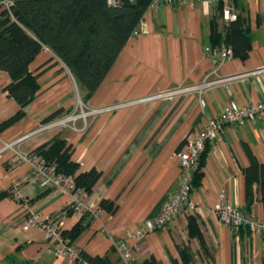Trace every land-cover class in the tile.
I'll return each instance as SVG.
<instances>
[{
    "label": "crops",
    "instance_id": "obj_1",
    "mask_svg": "<svg viewBox=\"0 0 264 264\" xmlns=\"http://www.w3.org/2000/svg\"><path fill=\"white\" fill-rule=\"evenodd\" d=\"M235 7L249 26L246 59L232 54L216 67L205 56V49L215 45L212 25L218 33L225 27L220 8L159 4L146 10L136 35L128 39L89 97L54 53L42 47L29 70L49 68L37 78L33 100L19 121L0 130V195L7 194L0 199V264H73L54 255L39 229L21 230L31 214L58 217L65 232L80 226L72 248L90 257L107 256L114 264H142L149 257L160 264L180 262L182 245L189 246L196 264H264V234L223 226L215 215L222 192L224 204L264 219L259 187L249 208L244 191L250 156L264 166V118L243 127L228 126L220 140L207 145L199 166L202 177L191 195L197 212L182 214L140 240L128 238L153 220L175 191L179 177L175 154L184 138L199 133L230 103L249 106L264 101V0H236ZM207 77L218 82L202 94L123 107L78 120L74 128L35 133L16 142L54 112L72 111L78 97L87 108H99L199 85ZM10 82L9 75L0 71V124L18 110L17 102L4 91ZM55 139L70 147L71 159L78 165L76 175L100 173L81 217L67 215L71 197L63 186L44 183L45 178L16 154H36L38 147ZM6 144L13 149H5ZM102 201L111 203V210L101 207ZM190 217L197 223L205 252L198 240L188 236Z\"/></svg>",
    "mask_w": 264,
    "mask_h": 264
},
{
    "label": "trees",
    "instance_id": "obj_2",
    "mask_svg": "<svg viewBox=\"0 0 264 264\" xmlns=\"http://www.w3.org/2000/svg\"><path fill=\"white\" fill-rule=\"evenodd\" d=\"M1 1V0H0ZM9 10L0 6V71L7 73L11 82L4 91L18 104L17 112L0 124V130L12 126L25 115V108L33 100L38 90L37 78L48 66L43 65L35 73L29 70L43 46L48 47L66 66L76 84L91 96L103 82L107 72L118 56L122 47L137 30L144 13L152 0H121L120 7H109L106 0H10ZM220 8V5L218 6ZM212 43L230 45L232 54L241 59L248 57L251 47L249 26L238 15L236 21L226 27L222 35L211 28ZM83 103L84 100L81 99ZM58 110L42 122H47L64 114ZM37 157H42L52 166L55 173L71 177L77 189H82L87 196L100 178V173L90 170L77 174L78 165L72 161L70 147L58 139L37 148ZM205 153V151H204ZM200 162L193 172V187L199 185L202 172ZM251 163L244 170V191L247 208L255 201L256 186L264 199V166L253 156ZM0 195V199L6 196ZM100 206L111 210L112 204L105 201ZM67 215L72 213L70 205ZM188 236L198 240L205 252L204 241L193 217L188 221ZM76 226L70 232H63L69 243L80 233ZM180 262L172 260L171 264H196L189 246L178 248ZM88 264H114L107 256L90 257L79 253ZM142 264H160L154 257L145 259Z\"/></svg>",
    "mask_w": 264,
    "mask_h": 264
},
{
    "label": "built area",
    "instance_id": "obj_3",
    "mask_svg": "<svg viewBox=\"0 0 264 264\" xmlns=\"http://www.w3.org/2000/svg\"><path fill=\"white\" fill-rule=\"evenodd\" d=\"M235 1L236 0H152L149 8H155L159 4L175 6L186 3L190 7L201 4L206 10H209L216 9L220 5V19L225 26L220 32L223 38L226 33V27L231 22L236 21L238 17ZM106 3L109 7L117 8L120 7L121 0H106ZM12 4L13 2L10 0L0 1V6L5 10H9ZM136 33L137 30L133 35H136ZM204 54L212 60L216 67H220L230 56H232V49L230 45L224 43L222 40L220 43L206 48ZM212 74H215V71H213ZM207 78L208 79L199 85L155 93L135 101L115 103L99 108H87L78 97L79 103L72 111L64 113L53 120L42 122L35 132L19 138L16 142L21 143L35 133L53 132L69 127L74 128V125L78 120L85 122L87 117L102 115L106 112L115 111L123 107L165 101L180 95L191 93L202 94L211 85L218 82V80H209V77ZM263 118L264 101L249 106H240L236 103H230L217 117L208 120L199 133L195 135L188 134L182 142L181 149L175 154L179 165V177L175 191L167 199L159 214L153 220L146 221L142 228L133 233H129L128 238L140 240L148 232L162 229L182 214H192L197 212L198 210L191 198L194 189L192 175L198 166L207 145L213 141L220 140L224 134L225 128L228 126L243 127L248 123L260 121ZM4 148L13 149L12 144H6ZM16 154L21 161L27 163L32 168L33 173L45 178L44 183L50 182L52 185L58 187L63 186L65 191L71 197L70 209L72 210L73 215L76 217H81L83 215L87 194L82 189H77L75 187L74 181L71 177H65L61 174L55 173L53 167L47 166L41 158L35 155ZM219 197L221 202L215 211V215L217 221L221 225L236 230L245 229L253 235L264 234V219H257L234 206L224 204L222 202V192L219 193ZM56 221H58V217H40L31 214L24 218L21 230L23 232H28L33 229H39L43 233L45 242L51 246L54 255L64 256L73 264H88L79 255V252H76L72 248L69 239L63 234L64 230L62 229V226ZM120 248L123 250L124 247L121 246ZM125 253L126 252L124 251L123 254L127 257Z\"/></svg>",
    "mask_w": 264,
    "mask_h": 264
},
{
    "label": "rangeland",
    "instance_id": "obj_4",
    "mask_svg": "<svg viewBox=\"0 0 264 264\" xmlns=\"http://www.w3.org/2000/svg\"><path fill=\"white\" fill-rule=\"evenodd\" d=\"M79 100L81 101V99L79 98ZM82 102V101H81ZM79 102H78V99H77V104H78ZM83 103V102H82Z\"/></svg>",
    "mask_w": 264,
    "mask_h": 264
}]
</instances>
